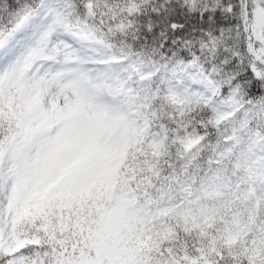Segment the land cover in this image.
Instances as JSON below:
<instances>
[{
  "label": "snow or ice",
  "instance_id": "6c2138e0",
  "mask_svg": "<svg viewBox=\"0 0 264 264\" xmlns=\"http://www.w3.org/2000/svg\"><path fill=\"white\" fill-rule=\"evenodd\" d=\"M0 264H264V0H0Z\"/></svg>",
  "mask_w": 264,
  "mask_h": 264
}]
</instances>
